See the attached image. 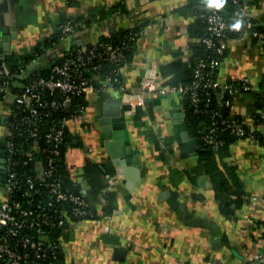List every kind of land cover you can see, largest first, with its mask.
<instances>
[{
  "label": "crops",
  "instance_id": "crops-1",
  "mask_svg": "<svg viewBox=\"0 0 264 264\" xmlns=\"http://www.w3.org/2000/svg\"><path fill=\"white\" fill-rule=\"evenodd\" d=\"M194 3L0 0V56L31 54L40 41L59 31L62 21L76 20L75 36L62 39L28 64L37 71L51 59L130 28L135 41L120 72L125 89L138 93L144 75L154 73L159 88L167 90L148 93L135 110H129L119 87L106 84L85 90L81 114L67 121L70 145L65 164L72 188L86 192L98 216L67 214V224L57 231L65 264H252L264 244L263 148L254 139L239 137L220 150L215 147L213 170L207 169L200 156L201 142L188 126L183 97L169 90L177 74L173 64L193 62L192 47L199 41L194 34ZM243 5L244 18L255 27L263 26L264 0H244ZM28 74L14 81V88L23 89ZM244 76L256 89L264 88V41L229 42L217 78L225 85ZM10 89L0 102V140L6 138L9 110L18 93ZM119 98L127 134L117 139L106 136L100 121L105 109L113 108L107 103ZM217 98L248 130L255 129L254 115L260 110L255 96L249 92L230 96L224 90ZM185 131L193 142L184 139ZM93 168L103 173L100 190L90 183L88 172ZM224 183L227 191H236L235 183L244 190L242 203L233 205L231 214L218 195Z\"/></svg>",
  "mask_w": 264,
  "mask_h": 264
},
{
  "label": "trees",
  "instance_id": "trees-1",
  "mask_svg": "<svg viewBox=\"0 0 264 264\" xmlns=\"http://www.w3.org/2000/svg\"><path fill=\"white\" fill-rule=\"evenodd\" d=\"M243 1L244 0H215L214 4L219 6V13L223 16V18L228 21H232L233 16L238 8V3H242ZM194 4L196 5L197 11V20L193 24L195 25L194 34L199 36V39L202 37H209L211 34L207 30V21L205 18L200 16L201 10L198 6L199 4H203V2L195 0ZM71 20L76 23V20ZM67 21L68 19L62 21L60 29L57 33H55V35L40 41L31 54H9L4 57L0 56V66L5 64L10 74L17 75L16 77L9 80V85L12 90L17 91L18 93L23 91V89L14 88V81L20 78L18 77L19 75L22 76L25 73L26 69L28 68V64L32 60L46 55L50 49H53V47L62 40V26ZM261 27L262 26H258L256 28ZM134 32V29L129 28L117 34H112L110 37H102L100 40L102 42L111 41L114 45H122L123 41L127 40L129 37L135 36ZM233 35L234 34L232 33H227V36ZM134 41L135 40L132 39L131 47L126 51L128 60L130 58L131 48ZM89 48L90 47L85 49L86 54L89 53ZM192 48L194 50L192 64L188 66L180 60L176 61L173 64L172 71L173 73L177 74L175 75V78L172 79L170 85L178 86L179 84L191 82L194 78L195 66L200 59L210 61L213 58L222 60L224 57L219 55L214 49L207 48V46L200 41L194 44ZM81 49L82 48H77L69 55H63L51 59L47 65L34 72L35 76H51L54 72L53 68L55 65L63 64L68 58H75ZM96 63L100 64L101 76L112 75L114 77L113 85L115 87H119L120 84H123L121 82V74L115 75L117 65L107 60L100 61L96 59L88 65L77 64V68L79 73L81 72L82 78L91 80L93 85L96 87L101 86L100 81L94 76L96 71L92 69L93 65ZM32 77L33 75H31V77L29 76L26 82ZM5 78L8 77L6 76ZM2 80L3 78L0 76V85L2 84ZM198 91L201 98L200 102L198 103V107H196L191 101V95L186 94L183 97L184 110L191 132L194 133L201 142L200 156L207 161V169L210 170V163L213 162L212 154L215 147L220 150L239 137L231 129L224 128L221 125H216L215 134L219 140L223 141V143L218 144V146H214L205 142L203 136L205 135L206 130L214 124L211 114L212 110H223L222 113L225 117L230 116V113L226 107L222 108V105L218 101L217 95L221 92V90L201 86ZM84 92L85 91L76 95L68 107L59 108L55 111L51 110L50 114L48 116H43L38 121V125L36 126H33V124L28 125L25 120H20L27 113L20 112L21 109L16 108L14 104L11 106L14 108L15 112L18 113V118L16 119L19 120L20 123L16 126L13 125V122L16 120L14 116L11 115L9 119V127L11 128L10 130L12 131V134L8 137V139L12 142L13 152L10 153L8 151V157H10L8 167L9 176L11 177V174H13L12 180H14L16 184L10 188L6 198L10 204L9 210L11 214L16 217L20 225L14 227L16 232L15 234H12L8 233V225L0 224V242H5L3 239H7L6 245L23 257L20 261L21 264H65V255L59 240V232L68 222L67 214L72 215L74 218H76L77 215L73 211L74 206L72 203L66 201H57L55 198H52L50 192V180L52 179L39 178V170L37 168L36 161L40 160L45 167L48 166V159L52 156L50 149L53 147V142H49L46 137L51 131L50 129L53 125V121L62 119L64 117L71 118L74 116V114H76V112L85 105ZM249 93H251L257 99L255 107H260V109L264 108V93L259 89L251 90ZM43 95L47 100H51L53 98V96L50 95V93L46 90L43 92ZM4 96L5 95L0 92V102L4 100ZM236 118L242 121L240 118ZM34 127H37L39 130L37 137L29 136L28 131H25L26 129H32ZM258 133L260 134L261 138H264V134L261 132V130H259ZM35 141L38 142V146L41 148V150L44 148L46 151L44 153L42 151L36 152L34 158L26 162L27 158L25 156V152L31 150ZM69 145V133L66 126L64 132V141L59 146L61 153L56 157L57 162L55 164V173L61 179L65 189L75 194H82V191L73 189L70 182L68 181V175L66 172L67 168L65 164V153ZM3 155L4 154H0V157ZM102 174L103 173L99 168H93L88 172L90 183L96 190H100L103 187L100 178ZM29 179L33 181L32 187L28 183ZM226 184L227 183H224L220 186L218 195L225 210L231 214L233 212L232 206L240 205L242 203L244 190L240 184L238 185L235 183L237 190L234 192L227 191ZM1 193L2 192L0 191V205L1 200L4 197ZM16 203H19L20 205L17 206ZM24 210L32 211L33 214L30 215L29 218H26L22 214ZM111 211L112 210L109 209V212ZM96 216H98V214L96 210L92 208V213L86 214L81 218H95ZM61 218L65 219V223L63 225L59 224ZM36 220H40L41 224L38 225L34 223ZM0 264H8V261L0 262Z\"/></svg>",
  "mask_w": 264,
  "mask_h": 264
},
{
  "label": "built area",
  "instance_id": "built-area-1",
  "mask_svg": "<svg viewBox=\"0 0 264 264\" xmlns=\"http://www.w3.org/2000/svg\"><path fill=\"white\" fill-rule=\"evenodd\" d=\"M238 1V0H235ZM215 0H210V2L199 4V9L201 10L200 16L205 18L207 21V30L211 34L209 37H202L199 39L200 42L205 44L207 48L214 49L219 55L225 56L228 44L231 40L244 39V38H254L259 41H264V25L261 28H256L248 18H244V5L238 3V8L233 16L232 21H228L219 13V6L214 4ZM63 37L62 39H68L75 36L76 25L69 19L62 26ZM234 34L233 36H227V33ZM133 36L129 37L127 40L123 41L122 45H114L111 41L102 42L101 40L95 41L89 48V53H85V49H81L75 58H68L63 64L55 65L53 74L49 77L46 76H35V71H31L28 68L25 73H29L28 77L33 75L30 80L26 82L23 91L17 93L14 105L16 108H20V112H26L27 114L20 120H25L28 125L36 126L38 121L43 116H48L50 111L58 110L59 108L68 107L74 97L79 93H82L88 88H99L107 85H113L114 77L112 75L100 74V64L96 63L93 65L92 69L96 71L94 76L97 80H100L101 86L96 87L93 85L91 80L87 78H82L81 72L77 68V64L88 65L94 60H107L117 65L115 75L120 74L122 66L128 62V56L126 51L131 47ZM222 60L213 58L210 61L205 59H200L195 66L194 78L191 82L186 84H179L178 86H171L169 90L177 93L181 97L186 94L191 95V101L198 107V103L201 98L199 96V88L201 86L208 88H215L221 91H226L230 96H235L241 92H249L251 90H257L249 76H244L240 81L230 84L223 85L219 82L217 78V70ZM24 73V74H25ZM23 74V75H24ZM22 75V76H23ZM0 76L3 78L2 84L0 85V92L4 95L11 92V87L9 85L10 79L16 77V74H10L8 68L5 64L0 66ZM8 78H5V77ZM18 77H21L19 75ZM27 77V78H28ZM119 89L124 92L125 103L129 105V110H135L136 103L143 105L144 100L148 93L159 92L161 94L166 93V89L159 88L158 80L155 74L144 75L141 83V90L138 93H131L127 91L123 84H120ZM48 91L50 95L53 96L51 100H47L43 92ZM264 93V88L259 89ZM123 102V99H122ZM230 100L226 101V106H229ZM82 108L79 109L74 116L81 114ZM223 111V110H222ZM222 111L217 109L212 110L213 126L206 130L203 136L205 142L218 145L222 144L223 141L217 138L215 134L216 125H221L224 128L231 129L238 137H248L254 139L264 150V138H261L258 133L259 130L264 134V108L260 109L255 115L256 127L254 130H248L244 123L238 120L236 117L230 114V116H223ZM11 115L14 116L15 122L13 125H19L20 121L16 118L18 113L15 112L14 108L11 107L9 110V119ZM257 115V116H256ZM69 118L64 117L62 119L53 121L51 126V131L47 134L46 139L49 142H53V147L50 149L51 157L48 159V166L45 167L40 160L36 161L37 168L39 170V178H50V192L52 198L57 201H66L73 204L74 213L82 217L86 214L92 213V206L88 202L86 197V192L83 191L82 194H75L64 188L61 179L56 175L55 164L57 162V156L61 153L59 146L64 141L65 127L67 126V121ZM8 124V129L6 133V153L2 156L5 160L4 169L6 171V182L4 188H1V194L4 196L1 200L0 205V224L8 225V233L15 234L14 227L19 226V222L16 217L10 212V204L7 201V196L9 190L12 186H15L16 182L12 180L13 174L9 176V159L8 151L13 152L12 142L9 141L8 137L12 134ZM29 136L37 137L39 130L37 127L32 129H26ZM24 132V131H23ZM38 142L35 141L31 150L25 152V156L28 160H32L36 152H45L43 148H39ZM54 155V157H53ZM1 175V168H0ZM30 186H33V181L28 180ZM19 206V203H16ZM23 216L29 218L33 214L32 211L24 210ZM34 223L40 225V220H36ZM65 223V219L59 221L60 225ZM5 242H0V262L8 261V264H21L20 261L23 258L16 251L10 249L6 245L7 239H3ZM264 243V241H263ZM264 264V244L262 248L256 252L253 258L252 264Z\"/></svg>",
  "mask_w": 264,
  "mask_h": 264
},
{
  "label": "water",
  "instance_id": "water-1",
  "mask_svg": "<svg viewBox=\"0 0 264 264\" xmlns=\"http://www.w3.org/2000/svg\"><path fill=\"white\" fill-rule=\"evenodd\" d=\"M28 69L34 71V64H30ZM25 87V85H23ZM113 106L112 109H105L104 116L101 118V124L104 126V130L106 132L107 137H114L117 139L125 138L126 137V130H125V116L121 114L119 106L122 104V99L119 98L114 102H109ZM179 116H184V113H180ZM189 138L188 131L184 133V139ZM194 140L189 138V142H193ZM7 141L6 139L0 140V154L6 153ZM190 147V146H188ZM193 147V146H191ZM0 168H1V175H0V186L4 188V183L6 182V171L4 169L5 160L3 157L0 158ZM121 255V252H118ZM119 255V257H121Z\"/></svg>",
  "mask_w": 264,
  "mask_h": 264
}]
</instances>
